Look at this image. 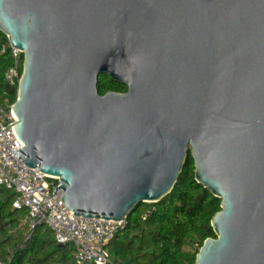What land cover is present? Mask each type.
Returning <instances> with one entry per match:
<instances>
[{
  "label": "water",
  "instance_id": "1",
  "mask_svg": "<svg viewBox=\"0 0 264 264\" xmlns=\"http://www.w3.org/2000/svg\"><path fill=\"white\" fill-rule=\"evenodd\" d=\"M0 33L22 56L13 157L70 214L124 222L189 156L220 208L194 264H264V0H0Z\"/></svg>",
  "mask_w": 264,
  "mask_h": 264
},
{
  "label": "trees",
  "instance_id": "2",
  "mask_svg": "<svg viewBox=\"0 0 264 264\" xmlns=\"http://www.w3.org/2000/svg\"><path fill=\"white\" fill-rule=\"evenodd\" d=\"M5 45L6 38L0 33V103L5 98L13 103L16 91L3 77L10 66L9 52H2ZM97 90L103 95L126 89L102 78ZM13 200L12 192L0 188V264H74L73 245L58 246L45 225L27 238L26 229L19 226L26 212L14 210ZM140 206L134 210L137 215L128 217L125 228L107 245L111 264H194L203 242L214 238L210 221L220 210L219 201L195 183L189 156L168 197Z\"/></svg>",
  "mask_w": 264,
  "mask_h": 264
},
{
  "label": "built area",
  "instance_id": "3",
  "mask_svg": "<svg viewBox=\"0 0 264 264\" xmlns=\"http://www.w3.org/2000/svg\"><path fill=\"white\" fill-rule=\"evenodd\" d=\"M5 50L9 52L10 66L4 72V81L17 93L22 56L11 48L7 39L2 52ZM11 106L6 98L0 103V188L14 194V210L26 212L19 226L26 229L29 238L38 226L45 225L58 246L73 245L74 264H111L106 247L125 228L126 222H107L70 214L60 203L61 192L53 193L58 181L35 172V169H27L19 158L13 157L12 152L22 145L14 135V126L7 129L16 123Z\"/></svg>",
  "mask_w": 264,
  "mask_h": 264
},
{
  "label": "rangeland",
  "instance_id": "4",
  "mask_svg": "<svg viewBox=\"0 0 264 264\" xmlns=\"http://www.w3.org/2000/svg\"><path fill=\"white\" fill-rule=\"evenodd\" d=\"M141 207V206H140ZM141 208H143V206L141 207ZM141 208H139V210H141ZM137 214L135 213V211H133L130 215H129V217H133V216H136Z\"/></svg>",
  "mask_w": 264,
  "mask_h": 264
},
{
  "label": "flooded vegetation",
  "instance_id": "5",
  "mask_svg": "<svg viewBox=\"0 0 264 264\" xmlns=\"http://www.w3.org/2000/svg\"><path fill=\"white\" fill-rule=\"evenodd\" d=\"M123 87V86H122ZM126 91V90H125Z\"/></svg>",
  "mask_w": 264,
  "mask_h": 264
}]
</instances>
